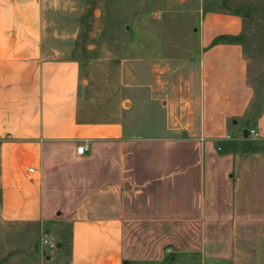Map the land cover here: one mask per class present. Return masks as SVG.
Wrapping results in <instances>:
<instances>
[{
  "label": "crops",
  "instance_id": "0c3cea01",
  "mask_svg": "<svg viewBox=\"0 0 264 264\" xmlns=\"http://www.w3.org/2000/svg\"><path fill=\"white\" fill-rule=\"evenodd\" d=\"M51 2L0 0L2 217L66 224L69 264H264V95L241 15L198 0L195 53L122 63V107L98 118ZM144 105L150 134L128 117Z\"/></svg>",
  "mask_w": 264,
  "mask_h": 264
},
{
  "label": "rangeland",
  "instance_id": "374dc122",
  "mask_svg": "<svg viewBox=\"0 0 264 264\" xmlns=\"http://www.w3.org/2000/svg\"><path fill=\"white\" fill-rule=\"evenodd\" d=\"M60 1L64 6L61 10L70 12L69 19L63 17L61 22L76 27L75 55L84 71L83 86L94 117L110 116L122 107V63L132 69L134 57L152 55L180 60L195 53L192 48L197 37L193 28L198 27V0ZM203 2L209 8H231L241 15L240 42L248 61L249 80L264 95V0ZM51 4L60 5L57 0ZM144 107L133 106L128 117L135 124V133L150 134L159 128L155 122L159 118L151 117L148 106ZM68 248L66 224L49 227L32 220L6 221L0 191V264H69Z\"/></svg>",
  "mask_w": 264,
  "mask_h": 264
},
{
  "label": "built area",
  "instance_id": "2783aa9c",
  "mask_svg": "<svg viewBox=\"0 0 264 264\" xmlns=\"http://www.w3.org/2000/svg\"><path fill=\"white\" fill-rule=\"evenodd\" d=\"M249 134H251V135H253V136H257L258 135V133L254 130V129H250L249 130ZM88 140H86L83 144H81L80 146H78L77 148H76V153L77 154H83L86 150H87V147H88ZM29 170L30 171H32L33 169L32 168H29ZM44 243H47L48 245H49V247H53V243L52 242H50V241H46L45 239H44V241H43Z\"/></svg>",
  "mask_w": 264,
  "mask_h": 264
}]
</instances>
